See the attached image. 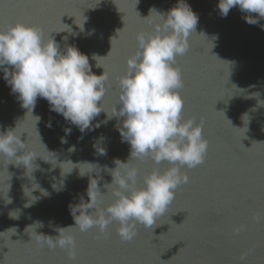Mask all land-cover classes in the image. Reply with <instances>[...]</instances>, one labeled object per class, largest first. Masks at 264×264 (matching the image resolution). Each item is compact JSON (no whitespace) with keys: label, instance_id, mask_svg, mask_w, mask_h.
Returning a JSON list of instances; mask_svg holds the SVG:
<instances>
[{"label":"water","instance_id":"water-1","mask_svg":"<svg viewBox=\"0 0 264 264\" xmlns=\"http://www.w3.org/2000/svg\"><path fill=\"white\" fill-rule=\"evenodd\" d=\"M176 3L0 0V30L17 22L39 26L45 42L53 38L61 50L74 45L87 54L94 74L100 75L104 69L109 73L102 107L111 112L118 107V81L127 70L126 60L137 50V33L153 30L142 18L151 8L166 12ZM187 3L199 20L196 33L189 37V51L177 57L184 82L179 92L184 100V119L203 122L208 150L203 164L182 169L189 181L178 187L168 211L157 220L159 226L151 230L137 225V235L130 242L120 239L116 222L103 235L96 228L84 233L72 229L76 240L73 260L66 250L49 249L31 240L33 229L26 233L25 228L36 221L43 222L37 233L48 236L59 235L57 228L74 226L69 204L77 203L79 194L85 193L88 177L80 178L78 169L62 176L61 168L70 167L65 162L98 164L102 177L98 187L103 195L107 192L104 184L112 181L105 167L115 168L117 158L126 162L130 145L121 142L115 127L118 119L104 123L103 112L92 121L93 129L83 133L50 111L43 98H37L31 115L11 94L0 70V132L17 124V133L23 134L21 140L28 145L24 151L37 155L32 173L0 156V232L17 229L16 233L10 230L0 234V264H264V105L259 104L264 100V19L248 24L238 7L221 17L218 0ZM151 19L158 18L154 15ZM111 38L110 55L100 58L110 51ZM93 54L99 56L97 61ZM244 113L249 116L248 124L246 117L245 122L242 120ZM35 117L40 118L38 123ZM97 124L100 126L95 127ZM68 128L71 133L66 135ZM39 136L52 153L45 150ZM62 137L66 143L61 142ZM97 142L106 149V155L96 151ZM130 163L139 168L138 186H143V177L154 167L161 171L169 167L167 162L155 165L150 158ZM35 185L39 187L34 189ZM32 197L38 200L27 206ZM84 199H88L86 194ZM111 202L109 191L104 206ZM10 213L19 218H11Z\"/></svg>","mask_w":264,"mask_h":264},{"label":"clouds","instance_id":"clouds-1","mask_svg":"<svg viewBox=\"0 0 264 264\" xmlns=\"http://www.w3.org/2000/svg\"><path fill=\"white\" fill-rule=\"evenodd\" d=\"M217 7L221 17H226L230 9L238 7L246 14L243 18L248 24H259L260 19H264V0H218ZM154 15L158 19H151ZM142 20L151 24L153 30L137 33V50L126 60L127 70L118 81V107L114 106L111 112L102 107L109 73L103 68L102 74H94L87 54L74 45L61 50L53 38L45 42L43 29L39 26L17 22L9 25L6 30H0V70L3 71V79L10 87L11 94L17 96L21 107L32 115L37 98H43L48 102L50 111L62 115L81 133L93 129L92 121L103 112L106 114L104 123L113 117L118 119L119 123L115 127L121 136V142L130 145V155L126 162L117 158L114 160L115 168L105 167L112 181L104 184L107 192L103 195L98 187V182L102 179L98 164H74L68 161L65 162L70 163L67 170L59 166L62 176L78 169L80 178L88 177L85 193L79 194L77 203L69 204L74 226L57 228V236L38 234L36 229L43 227L42 221H36L25 228L26 233V230L33 229L31 240L35 243L49 249L66 250L70 260L75 259L76 255V240L72 229L84 233L96 228L103 235L108 226L116 222L119 225L117 234L120 239L130 242L137 235V225L151 230L159 226L157 220L168 211L175 199L176 190L189 181L182 169H193L205 161L208 141L202 134L203 122L197 123L195 118L184 119V100L179 92L184 82L177 65V57H182L189 51L188 41L191 34L196 33L198 14L192 10L187 0H177L175 6L166 12L149 9L148 16ZM261 27L264 28V25ZM80 30L83 31V26ZM119 31L121 30L117 33ZM113 39L110 40L108 54L100 58L110 55ZM210 55L217 58L214 54ZM96 57L99 56L93 54L94 60ZM96 67L102 66L96 63ZM259 104L264 105V100L259 101ZM245 117L248 124L247 113L242 115L244 122ZM35 118L38 123L40 118ZM47 126L51 127V122ZM16 128L17 124L14 128L0 132V156L6 157L9 163L16 166L23 165L32 173V161L37 155L31 150L24 151L28 145L22 142L23 134H18ZM65 133L70 134L71 129H65ZM102 139L101 137L100 140ZM61 142L67 141L62 137ZM41 144L47 152L52 153L47 150L46 145ZM94 148L100 155L107 154L99 142L94 144ZM70 150L74 151V146ZM146 158H150L155 165L167 162L169 167L164 171L154 167L143 177V186H138L139 168L130 161L143 162ZM97 168L99 172L96 171ZM38 187L35 185L33 188ZM53 188L56 186L53 185ZM26 191L30 192L28 189ZM40 191L44 196L48 195L45 190ZM109 191L112 202L104 206V197ZM85 194L87 201L84 199ZM37 200V197H32L27 206ZM11 214V218H19ZM10 230L15 233L17 231L13 227L5 232Z\"/></svg>","mask_w":264,"mask_h":264}]
</instances>
